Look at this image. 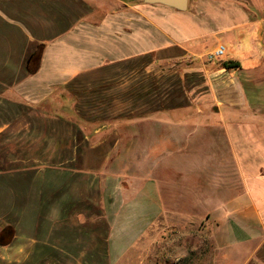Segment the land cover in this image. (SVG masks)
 I'll return each mask as SVG.
<instances>
[{
  "label": "crops",
  "instance_id": "1",
  "mask_svg": "<svg viewBox=\"0 0 264 264\" xmlns=\"http://www.w3.org/2000/svg\"><path fill=\"white\" fill-rule=\"evenodd\" d=\"M259 2L0 0V140L55 157L1 161L0 229L13 234L0 264H170L173 242L144 240L178 217L205 223L231 253L221 264H264Z\"/></svg>",
  "mask_w": 264,
  "mask_h": 264
},
{
  "label": "rangeland",
  "instance_id": "2",
  "mask_svg": "<svg viewBox=\"0 0 264 264\" xmlns=\"http://www.w3.org/2000/svg\"><path fill=\"white\" fill-rule=\"evenodd\" d=\"M259 4H262V8L260 9L264 10V0H260ZM195 112V109L187 111V113L191 115L196 114ZM174 113L176 115L182 114L181 111ZM79 125L85 132H93L98 126L81 121ZM62 128L64 134L75 131L74 128L68 124H63ZM70 142L71 141L69 139L66 140V146L68 145L69 147ZM51 143H53V141H47L46 144L49 145ZM43 145L44 144H42V141L38 140L10 141L9 145L5 140H0V163L1 161H6L5 154L8 150L9 153H11V150H14V153L9 157L14 158L16 167H38L44 163V159H46L48 164H51V162H54L55 157L53 154L49 153L50 149L48 146L44 148L42 147ZM44 153L47 154L44 155ZM62 158L63 167H72L71 157L69 155L64 154ZM74 160H76V158ZM145 204L148 205V202ZM149 206L150 207L146 208L147 214L149 216H153L155 211H158L156 203H153V199H151V202H149ZM1 210L2 208L0 205V211ZM1 228L3 229V227ZM159 230L161 231L159 235H154V237H146L144 243L151 244L152 242L157 241V243L160 245H166L170 242H173L175 247L173 252L168 254V257H166L167 253L163 254L164 263L168 262L172 264L171 262L174 261L173 264H221L222 261L229 260L231 257V253L229 251L220 252L214 248L212 239L210 237V230L205 226L204 222H202L200 226L198 222L185 220L181 217H178L173 219L168 224L166 219H164L162 223L159 224ZM1 231L2 230L0 229V233ZM3 235L4 236L0 235V242H5L9 237L8 232L3 233ZM147 254L150 255V252Z\"/></svg>",
  "mask_w": 264,
  "mask_h": 264
},
{
  "label": "trees",
  "instance_id": "3",
  "mask_svg": "<svg viewBox=\"0 0 264 264\" xmlns=\"http://www.w3.org/2000/svg\"><path fill=\"white\" fill-rule=\"evenodd\" d=\"M43 45H41L39 48H38V50L32 55V57H31V59H30V65H31V62H33V60H35V59H39L40 57H41V54H42V52H43ZM239 64L238 63H236V62H233V61H230V62H226V63H224V67H226V68H228V69H232V68H239ZM9 233V235L10 236H12V234H13V229L12 228H8V227H5L2 231H1V233H0V235H3V233ZM10 238V237H9ZM10 240V239H9ZM7 242H8V239L5 241V242H0L1 243V245H6L7 244Z\"/></svg>",
  "mask_w": 264,
  "mask_h": 264
},
{
  "label": "water",
  "instance_id": "4",
  "mask_svg": "<svg viewBox=\"0 0 264 264\" xmlns=\"http://www.w3.org/2000/svg\"><path fill=\"white\" fill-rule=\"evenodd\" d=\"M148 4L160 3L180 11H186L189 7V0H145Z\"/></svg>",
  "mask_w": 264,
  "mask_h": 264
},
{
  "label": "built area",
  "instance_id": "5",
  "mask_svg": "<svg viewBox=\"0 0 264 264\" xmlns=\"http://www.w3.org/2000/svg\"><path fill=\"white\" fill-rule=\"evenodd\" d=\"M226 52V47L224 45H220L215 52L211 54V58H220Z\"/></svg>",
  "mask_w": 264,
  "mask_h": 264
},
{
  "label": "flooded vegetation",
  "instance_id": "6",
  "mask_svg": "<svg viewBox=\"0 0 264 264\" xmlns=\"http://www.w3.org/2000/svg\"><path fill=\"white\" fill-rule=\"evenodd\" d=\"M2 236H4V235H2Z\"/></svg>",
  "mask_w": 264,
  "mask_h": 264
}]
</instances>
